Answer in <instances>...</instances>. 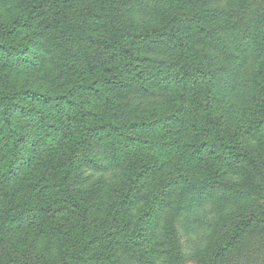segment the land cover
<instances>
[{"label":"rangeland","instance_id":"1","mask_svg":"<svg viewBox=\"0 0 264 264\" xmlns=\"http://www.w3.org/2000/svg\"><path fill=\"white\" fill-rule=\"evenodd\" d=\"M24 1L0 0V23L9 22ZM101 1L74 0L68 21H54L46 7L31 27L0 37V94L16 95L12 104L0 105V263L27 249L34 250L39 264H264V128H253L258 117L254 107L236 106L210 92L191 94L180 139L174 127L152 128L148 137L155 144L134 149L123 166L95 174L82 189L86 206L62 173L50 175V167L66 171L76 149L68 135L75 117L32 92L63 94L73 77L102 83L101 75L114 69L110 60L117 41L111 40L112 23ZM131 1L134 6L144 3ZM220 3L226 0H186L185 7L203 11ZM97 22L105 34L96 29L92 32L98 36L87 38ZM256 45L255 63L262 69L264 23ZM162 89L155 86L153 95L138 100L134 89L125 88L114 99L123 109L136 100L148 109L170 98ZM92 98L87 94L77 101ZM46 113L56 114L60 136L51 137L49 129L40 127L48 137L38 156L31 148L37 137L30 135ZM258 123L264 125V120ZM210 125L228 129L236 152L224 153L215 134L203 133ZM198 144L207 151L204 156L196 154ZM32 155L35 159L27 165ZM222 156L228 162L220 170L214 163L224 161ZM158 205L163 211L155 228L149 224L150 208ZM238 222L245 225L238 229Z\"/></svg>","mask_w":264,"mask_h":264},{"label":"trees","instance_id":"2","mask_svg":"<svg viewBox=\"0 0 264 264\" xmlns=\"http://www.w3.org/2000/svg\"><path fill=\"white\" fill-rule=\"evenodd\" d=\"M73 1L26 0L9 22L0 23V37L14 36L19 30L31 27L46 7L53 14L54 21H68ZM262 1L235 3L226 0L225 4L196 11L185 7L186 0H144L139 6H134L131 0H102L112 23L111 40L117 41L110 60L115 65L114 69L106 76L101 75L102 83L89 78L81 83L77 76L73 77L71 87L63 94L32 92V95L49 99L55 107L65 110L67 117H75V123L68 125V135L76 149L68 164L65 163L66 171H60L57 166L50 167V175L62 173V178L68 180L86 206V196L80 193L82 189L95 174L103 176L123 166L126 154L134 149L136 151L144 144H155L156 141L148 137L152 128L168 131L174 127L177 134L182 132L180 123L184 124L188 114L185 103L194 93V96L206 93L210 96V92L229 99L236 106L254 107L258 117L253 128L255 131L260 126L264 128L258 123L264 120V68L258 69L255 63L259 55L256 49L258 31L260 24L264 23ZM102 25L94 23L89 36L86 33L85 37L96 38L98 33L92 32L96 29L103 36ZM155 86L171 93L170 98L153 102L148 109L140 108L138 100L153 95ZM125 88L134 89L138 100L123 109L122 103H117L114 98H117V91ZM87 94L93 97L90 101H77ZM15 96L14 93L0 94V105L12 104ZM107 104H110L108 108ZM55 115H41L38 129L30 135L37 137L31 148L33 152L39 151L38 156L46 147L45 138L48 137L47 132L40 133V127L49 129L51 137L60 136ZM203 130L206 135L213 133L217 136L220 145L224 146V153L227 150L236 152L235 145L229 144L228 129L210 125ZM61 132L65 133V138L66 130ZM176 136L180 139L181 134ZM208 141L214 143L213 138ZM203 148L198 144L196 154L199 157L207 152ZM235 155L237 158L244 156L241 153ZM222 157L224 161L219 159L221 161L214 163L220 170L225 169V162H228L225 156ZM34 159V155L27 157L26 164ZM185 162V165H190V160ZM186 171L185 175H180V182L185 180ZM150 210L148 222L154 223L156 228L160 224L163 205ZM237 225L241 229L245 224L238 222ZM65 238L69 241L70 235L66 233ZM26 252L27 249L23 255H8L0 264H39L34 250Z\"/></svg>","mask_w":264,"mask_h":264}]
</instances>
